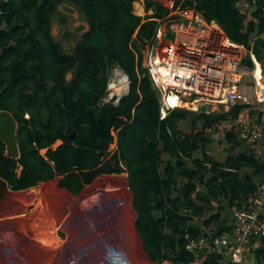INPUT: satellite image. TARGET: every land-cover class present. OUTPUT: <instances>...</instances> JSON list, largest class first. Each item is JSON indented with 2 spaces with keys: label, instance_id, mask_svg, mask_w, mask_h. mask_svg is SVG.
Here are the masks:
<instances>
[{
  "label": "trees",
  "instance_id": "trees-1",
  "mask_svg": "<svg viewBox=\"0 0 264 264\" xmlns=\"http://www.w3.org/2000/svg\"><path fill=\"white\" fill-rule=\"evenodd\" d=\"M238 1L183 0V5L193 6L207 21L215 20L229 40L252 51L264 64V0H246L254 7L255 20L249 21ZM64 3L83 13L89 23L86 42L78 45L74 55L61 52L51 34L52 17ZM0 8V110L12 112L19 123L20 150L18 158L7 157L0 140V177L20 190L63 175L60 184L78 194L99 174L126 172L137 214L135 227L149 258L163 264L170 251L172 264L194 261L196 256L186 250V233L207 234L216 224L217 234H222L231 227L224 225L227 221L220 219V211L204 218L210 199L235 204L255 191L264 170V162L244 148L232 131L225 133L230 151L223 162H213L209 178L204 179L203 162L195 157L202 150L203 159L213 161L205 151L210 137L203 131L237 118L243 106L223 113L201 110L203 130L195 137L177 130L191 111L175 108L160 119L158 91L141 53L137 55L139 47L132 46L135 33L143 43L153 36L157 22L151 18L167 13L160 2L146 0L145 9L153 8L155 16L145 21L133 13L132 0H6ZM243 62L253 66L249 56ZM114 64L128 77V93L118 105H100L108 69ZM73 66L76 72L66 81L65 74ZM112 130L116 150L103 161L114 140ZM57 140L62 143L53 149ZM42 149H46L43 154ZM162 154L177 161H168L161 171ZM182 157L191 158L196 166L189 167ZM17 165H21L19 174ZM244 168L251 172L241 174ZM178 176L186 178L180 187ZM196 218H204L202 224ZM168 239H172L169 249ZM253 255L264 264V239ZM202 264H222L221 257L210 255Z\"/></svg>",
  "mask_w": 264,
  "mask_h": 264
},
{
  "label": "built area",
  "instance_id": "built-area-1",
  "mask_svg": "<svg viewBox=\"0 0 264 264\" xmlns=\"http://www.w3.org/2000/svg\"><path fill=\"white\" fill-rule=\"evenodd\" d=\"M165 7L167 13L156 18L154 34L145 42L148 62L143 64L160 97V119L180 106L205 113L243 106L237 118L225 121L222 131L234 132L242 145L264 162V64L252 51L242 56L243 45L221 40L217 22L207 21L193 6H184L183 0L178 4L173 0ZM148 13L153 15L154 9ZM248 56L253 66L243 62ZM157 59L172 73L180 68L191 74L183 77L178 71L175 78L181 86L165 84L153 71ZM246 77L251 81H245ZM214 88L220 91L218 97L212 95ZM170 94L178 97L180 105L167 102ZM100 101L108 103L106 96ZM259 179L253 193L230 205L231 217L224 225L231 227L224 233L217 234L216 224L207 234L186 233V250L196 256L188 264H202L210 255L221 257L222 264H250L248 257L254 256L255 247L264 239V170Z\"/></svg>",
  "mask_w": 264,
  "mask_h": 264
},
{
  "label": "crops",
  "instance_id": "crops-1",
  "mask_svg": "<svg viewBox=\"0 0 264 264\" xmlns=\"http://www.w3.org/2000/svg\"><path fill=\"white\" fill-rule=\"evenodd\" d=\"M216 31L221 40L228 39L219 26ZM43 150L46 149L41 150L42 154ZM62 178L63 175H55L30 188L14 190L0 177V264H87L86 248L79 252L69 248L72 244L84 246L87 242L98 246L94 258L101 264L109 260V247L129 258L118 238L107 236L108 228L127 227L129 221V234L135 241L140 239L128 175L99 174L84 184L78 194L62 186ZM119 189H126L130 195L128 213L117 198ZM89 231L94 236L85 240ZM141 248L130 252L141 256Z\"/></svg>",
  "mask_w": 264,
  "mask_h": 264
},
{
  "label": "rangeland",
  "instance_id": "rangeland-1",
  "mask_svg": "<svg viewBox=\"0 0 264 264\" xmlns=\"http://www.w3.org/2000/svg\"><path fill=\"white\" fill-rule=\"evenodd\" d=\"M153 1L160 2L164 6H169V4H170V2L167 0H161V1L160 0L159 1L153 0ZM137 2H139L141 4L142 9H144V7H145L146 0H132L133 13H135L138 16H141L144 21L148 19V16H150V17L155 16V15H150L148 13V10H146V9H145V12H144V10H142V12L138 11L137 6H136ZM66 4H68V3H66ZM68 5L73 7L70 4H68ZM237 6L241 10L242 14L245 15L247 21L255 20V18L253 16L254 7L250 1L240 0L237 2ZM73 8L75 9L74 12H68L66 10H63L62 4H60L57 7V9H56V11L52 17L51 27H50L51 28V34H52L53 38L56 40V42L58 43V45L60 46L61 52H63L64 54H68V55H74L78 49V45L86 42L84 39V34L89 29V23L86 20L85 15L83 13H81L79 10H77L75 7H73ZM164 16H165V14L159 18H163ZM151 19L156 20V18H151ZM81 24H84L85 27L82 28L80 31H76V27H79ZM133 39L134 40L132 41V46L134 48L139 47L138 48L139 50H137V49H135V50L137 52V55L140 56V53H141L142 64H147V62H148V53H147L148 49L146 48L145 43H143L142 41H138L136 39V33L133 35ZM247 52H248V50L245 47H243L242 56H245V54ZM75 72H76L75 66L70 68L65 74L66 81H70L73 78ZM123 79H124L123 69L118 64L110 65V67L108 69V73H107V85H106V90H105L104 96L107 97V95L109 94V91H110L109 82L111 81L112 83H114V86H115L112 89V91H115L117 93L115 98L110 101V103H112L114 105H118L119 99L128 93L129 80L127 81V85L125 87V84L122 82ZM245 81H247V82L251 81V78L246 77ZM101 102L102 101L99 102L100 105H102ZM180 107L187 109L191 112L186 115L185 119L181 120L177 124V130L181 135L186 134L187 136L191 135V136L195 137V135L198 132H201L203 130V125H202L203 120L200 119V117L198 116L200 114L201 110L195 111L192 108H187V107H182V106H180ZM223 112L224 111H215L212 113H223ZM28 117L29 116L26 114L25 118H28ZM193 120H195V121L193 122ZM227 120L228 119H226L225 121H227ZM225 121L222 122L221 124H219L217 126V128L214 129L213 131H209V130L203 131V136L205 135L206 137L207 136L210 137L209 141H205V151H206V154L211 158V160H213V161H209V160L203 159L202 150L199 152L200 156H199V154H197V156H195V157L201 158L199 161L203 162V166L205 167L204 179H207L211 176L213 162H223L226 155L230 151L227 148V147H229L230 143L225 141V133L229 132V131H222L223 128L226 129L225 125H224ZM18 124L19 123L17 122V126H19ZM112 134L114 135V140L110 144L103 161L108 160V158L111 156V154H113L114 151L116 150V131L112 130ZM61 143H62V141L58 140L52 146H53V148H55ZM243 147H244V145H243ZM244 148H246L248 150L247 147H244ZM42 152L44 153L45 151L43 150ZM4 155L6 156V146H5ZM183 159L189 167L194 168L196 166L195 162H193L191 158L188 159V158L184 157ZM168 161H171L172 164H175L177 159L172 158L167 154H162L161 158H160V164H159L161 171L165 168ZM102 163H104V162H102ZM16 169H17V173H19L21 170V165H17ZM244 172H251V170L244 168V169H242V171L240 173L243 174ZM121 173H123L125 176L128 175L126 172H121ZM117 174H120V173H117ZM185 181H186V178L178 176V187L182 186L185 183ZM172 195L177 196L178 192L174 191ZM210 200H211V202L209 203L210 209L208 210V212L204 218H208L209 215L215 214L217 211H220V219L228 221L231 217V213L229 210L230 205H228L227 200L215 199V198L214 199L211 198ZM212 202H214L217 205L215 206V204L214 203L212 204ZM218 208H219V210H218ZM182 211L186 212L185 209ZM204 218H196L195 222L202 224V221ZM212 225H215V224H212ZM108 229H109V233L107 236L109 237V239H111L113 237V235L118 238V241H120L121 244H123L126 254L128 252L129 259H130L129 261L132 260V264L133 263L134 264H157V261H152L149 258L148 254L143 249L141 238L138 239L137 241H135L134 237H132V235L129 234L130 228L123 226V227H118V228H111L110 227ZM167 232H168V234H170L172 236L171 230H169ZM90 235L94 236V233H92L91 231H89L88 234L86 233L85 234V237H86L85 240H91L92 237ZM171 240L172 239H170V240L168 239V242H166L165 246H168V249H169V245H170ZM260 244L261 243L259 242L256 247L260 246ZM81 247H83V248H81ZM97 247L98 246L95 245V243L90 244V242H87L86 245H84V246L80 245V244H72L69 248H72V250H74L75 252H79V250L86 248L88 253H86L87 257H85L86 258L85 262L87 264H101L98 262L97 258H94V256H96V254H97L96 253ZM134 248H141V256H139V255L137 256L134 253L132 254L130 252V250H133ZM172 255L173 254H171V252L168 251L169 260L163 261V264H172V261L170 260V256H172ZM91 258H94V259L92 260ZM248 259H249L250 264H260L256 258L254 259V257H252V258L248 257ZM107 264H111V262L108 261Z\"/></svg>",
  "mask_w": 264,
  "mask_h": 264
},
{
  "label": "bare ground",
  "instance_id": "bare-ground-1",
  "mask_svg": "<svg viewBox=\"0 0 264 264\" xmlns=\"http://www.w3.org/2000/svg\"><path fill=\"white\" fill-rule=\"evenodd\" d=\"M137 6V10L142 12V6L139 2H137L136 4ZM182 32V31H180ZM225 43H227V40L225 41ZM159 62H161L160 59H157V65L154 66L153 71L156 74V77L158 78V80H160L161 82L165 83V84H170V85H176V86H181L182 82H179L178 80H176V76L178 74V71H181V76L184 77V74H188L190 75L191 72L189 71H185L180 68H178V70H175V72H171L170 69H168L165 65L160 64ZM258 74H259V68H258ZM127 75L124 73V79L122 80V82L125 84V87L127 85ZM198 86V85H196ZM114 83H112L111 81L109 82V94L106 97V101L110 102L111 100H113L116 96V92L112 91V89L114 88ZM212 95H214V97H218L220 95V91L218 90V88H214ZM168 103H171L173 106L176 105H180L179 99L178 97L174 96L173 94H170V96L167 99ZM126 189L121 190L119 189L118 194H117V198L121 201L120 205L124 208V210L128 213L130 211H128V206H129V202H130V195L128 194V192H125ZM126 216V213H125ZM130 224L129 221H127V228H130ZM137 252V251H136ZM108 261L111 262V264H132V260L129 261L128 257H125L120 250H116L113 247H109L108 248ZM138 256V253H136ZM142 258V257H141ZM134 264V263H133Z\"/></svg>",
  "mask_w": 264,
  "mask_h": 264
},
{
  "label": "water",
  "instance_id": "water-1",
  "mask_svg": "<svg viewBox=\"0 0 264 264\" xmlns=\"http://www.w3.org/2000/svg\"><path fill=\"white\" fill-rule=\"evenodd\" d=\"M62 9L68 12H74L75 9L68 4H62ZM85 25L81 24L76 27V31H80ZM17 121L13 114L8 110H0V140L6 146V156L10 158H17L20 155L19 144L17 141ZM75 131L71 132L74 136Z\"/></svg>",
  "mask_w": 264,
  "mask_h": 264
},
{
  "label": "clouds",
  "instance_id": "clouds-1",
  "mask_svg": "<svg viewBox=\"0 0 264 264\" xmlns=\"http://www.w3.org/2000/svg\"><path fill=\"white\" fill-rule=\"evenodd\" d=\"M259 61V60H258ZM261 62V61H260ZM109 103V102H108Z\"/></svg>",
  "mask_w": 264,
  "mask_h": 264
}]
</instances>
